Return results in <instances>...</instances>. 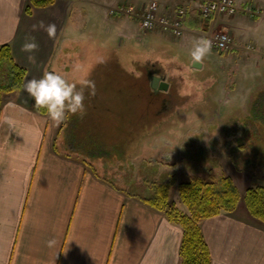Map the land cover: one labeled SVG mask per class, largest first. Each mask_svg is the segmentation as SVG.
Instances as JSON below:
<instances>
[{"label":"crops","instance_id":"1","mask_svg":"<svg viewBox=\"0 0 264 264\" xmlns=\"http://www.w3.org/2000/svg\"><path fill=\"white\" fill-rule=\"evenodd\" d=\"M151 1L158 3L161 16L173 17L179 9L187 13L183 36L177 39L181 47L203 34L211 40L214 33L226 31L233 38V49L223 55L239 58L240 78H264V0H236L261 10L255 19L237 14L205 20L196 11L199 0H122L115 5L132 7L138 16ZM27 4L28 0H0V48L10 46L15 63L26 70L25 82L52 70L62 56L67 57L66 48L78 43L72 15L85 6L98 8L94 0H56L27 15ZM49 24L56 25L54 36L46 30ZM128 27L124 22L129 34ZM156 32L163 33L159 28ZM31 37L39 47L30 54L22 45ZM143 62L162 66L160 61ZM249 88L238 92L247 108L255 102L250 96L260 91ZM228 94L232 96L231 90ZM2 103L0 264H180L182 229L142 203L139 198L148 199L145 195L118 188L100 175L94 163L58 148L67 125H56L47 113H40L24 87L4 96ZM234 184L241 200L233 212L199 222L211 264H264V223L246 210L238 189L242 183ZM178 207L186 213L185 207Z\"/></svg>","mask_w":264,"mask_h":264},{"label":"rangeland","instance_id":"2","mask_svg":"<svg viewBox=\"0 0 264 264\" xmlns=\"http://www.w3.org/2000/svg\"><path fill=\"white\" fill-rule=\"evenodd\" d=\"M94 1L97 9L85 6L72 15L79 41L52 68L96 84L94 95L86 92L84 115L64 121L58 148L94 163L105 180L134 195L150 198V184L172 183L169 202L182 209L176 186L194 179L218 189L226 177L233 186L242 183L241 195L264 186V78H240L239 58L213 49L195 66L192 42L181 47L166 32H144L133 18L117 22L119 16L109 11L122 0ZM144 59L174 64L177 71L167 77L172 90L153 93ZM9 73L2 64L0 85L9 81ZM248 88L260 91L250 96L255 102L247 108L238 92ZM167 93L172 102L162 106ZM179 94L177 104L173 97Z\"/></svg>","mask_w":264,"mask_h":264},{"label":"trees","instance_id":"3","mask_svg":"<svg viewBox=\"0 0 264 264\" xmlns=\"http://www.w3.org/2000/svg\"><path fill=\"white\" fill-rule=\"evenodd\" d=\"M56 0H28L25 13L31 15L35 9H45L52 6ZM7 63L10 68L9 81L0 85V110L3 98L19 92L25 82L26 70L19 67L11 56V48L4 45L0 48V69ZM40 113L46 111L39 107ZM173 184H150L154 195L148 199L139 198L140 201L165 215L171 224L178 225L183 231V240L180 245V264H211L208 247L200 231L199 222L208 218L218 217L220 214H230L237 207L241 198L238 190L230 179L221 178L220 187L201 179L178 184L179 201L186 208L181 213L173 203L169 202L171 186ZM243 200L252 218L264 223V187L258 186L247 189Z\"/></svg>","mask_w":264,"mask_h":264},{"label":"clouds","instance_id":"4","mask_svg":"<svg viewBox=\"0 0 264 264\" xmlns=\"http://www.w3.org/2000/svg\"><path fill=\"white\" fill-rule=\"evenodd\" d=\"M49 36L56 33V25L46 27ZM39 47L35 37H31L22 45L24 51L33 53ZM212 41L205 37L197 38L190 49V56L194 62L201 61L211 52ZM34 60V55H29ZM24 90L33 99L35 105L43 108L50 120L62 124L72 115L83 116L86 111V92L94 95L96 84L94 80L84 78L79 81L69 79L64 73L56 70L44 71L39 78L28 79ZM50 244L54 241H49Z\"/></svg>","mask_w":264,"mask_h":264},{"label":"built area","instance_id":"5","mask_svg":"<svg viewBox=\"0 0 264 264\" xmlns=\"http://www.w3.org/2000/svg\"><path fill=\"white\" fill-rule=\"evenodd\" d=\"M199 1L201 2L196 11L205 20L211 19V17H234L239 13L255 18L261 13V10L256 8L251 2L238 4L236 0ZM158 12V3L151 1L141 10L138 16H135L133 8L121 5L111 9L109 16L135 17L138 19L140 29L144 32H153L159 28L163 33L166 32L174 38H181L184 30L183 19L187 14L185 10H177L173 17L161 16ZM211 41L212 49L219 53L230 52L233 49V38L226 31L214 33Z\"/></svg>","mask_w":264,"mask_h":264},{"label":"flooded vegetation","instance_id":"6","mask_svg":"<svg viewBox=\"0 0 264 264\" xmlns=\"http://www.w3.org/2000/svg\"><path fill=\"white\" fill-rule=\"evenodd\" d=\"M147 62V61H146ZM145 67H147V71H146V73L147 72H151V73H153V74H156L157 76H159L162 80H164V81H166V79H167V77H165L166 76V73H167V76L168 77H172L173 76V71H175L176 69L173 67V65H166V67H163V66H156V64H154V65H150L149 63H146L145 64ZM177 71V70H176ZM182 78V77H181ZM180 78V79H181ZM182 81H184L183 79H182ZM168 83H169V81H168ZM171 83V82H170ZM169 83V84H170ZM172 86H173V84L171 85L170 84V86H169V88H168V90H172L173 88H172ZM189 87V86H188ZM167 90V91H168ZM160 92V91H159ZM160 93H163V92H160ZM182 94H179V97H177V99H175L174 97H173V99L175 100V102L177 103V104H179L180 102H182ZM170 98H172V96H171V94L169 93H167V98L164 100L165 102H163V104H162V106L163 105H168L167 103L168 102H172L171 100H170ZM179 98H181V99H179Z\"/></svg>","mask_w":264,"mask_h":264},{"label":"water","instance_id":"7","mask_svg":"<svg viewBox=\"0 0 264 264\" xmlns=\"http://www.w3.org/2000/svg\"><path fill=\"white\" fill-rule=\"evenodd\" d=\"M195 64V66H201L198 63H193ZM147 79L149 81V85H151V90L154 93L157 92H163L166 93L168 88H169V84L166 83L164 80H162L159 76H157L156 74H153L151 72H147Z\"/></svg>","mask_w":264,"mask_h":264}]
</instances>
